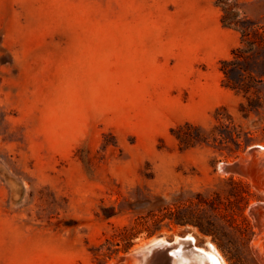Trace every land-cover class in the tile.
<instances>
[{
	"label": "rangeland",
	"instance_id": "374dc122",
	"mask_svg": "<svg viewBox=\"0 0 264 264\" xmlns=\"http://www.w3.org/2000/svg\"><path fill=\"white\" fill-rule=\"evenodd\" d=\"M223 108L250 134L240 151L213 141ZM186 123L208 145L181 151ZM259 146L264 0H0V264H131L142 240L186 228L229 264H262ZM181 193L206 199L211 235L129 210Z\"/></svg>",
	"mask_w": 264,
	"mask_h": 264
},
{
	"label": "trees",
	"instance_id": "16d2710c",
	"mask_svg": "<svg viewBox=\"0 0 264 264\" xmlns=\"http://www.w3.org/2000/svg\"><path fill=\"white\" fill-rule=\"evenodd\" d=\"M221 3L224 0H220ZM226 62H223L225 65ZM234 90H244L246 93L248 89L242 88L241 84L231 83L229 84ZM242 111H244V117H249V112L247 108L243 105L241 106ZM219 111H226V109L218 110V121L219 126L217 127V134L214 137L213 141L218 143L223 149H227L229 152H234L230 145L235 146V151H240L243 148H246L250 143V134L244 132L241 126L236 125L233 118L229 114H223ZM172 134L178 141V145L181 151H186L196 146L208 145L209 136L206 133V130L201 126L186 123L180 125L176 129L172 130ZM226 145V146H225ZM195 197L198 200V203H194L190 198H185V193L178 195L177 199H174L172 203L166 202L163 198L157 197H147L145 196L139 203H129V210L132 212H146L148 217L155 218V225H159L163 220L169 219L170 222L179 226L192 225L198 227L200 231L205 234L211 235L212 230L207 226H204L198 221L196 213L199 212L204 204H207L206 199L202 194H195ZM197 207V208H196ZM114 209L111 210L109 214H106L107 218L114 216ZM136 234L129 232L128 239H134ZM129 243V242H128ZM130 243L126 246L127 249L130 247Z\"/></svg>",
	"mask_w": 264,
	"mask_h": 264
},
{
	"label": "bare ground",
	"instance_id": "6f19581e",
	"mask_svg": "<svg viewBox=\"0 0 264 264\" xmlns=\"http://www.w3.org/2000/svg\"><path fill=\"white\" fill-rule=\"evenodd\" d=\"M255 146H258V145H255ZM258 148H259L258 156H260V158L264 159V146H259ZM256 154H257V152H256ZM241 157L242 158L238 161V163L240 165L245 164L251 156H250V154L247 153V154L242 155ZM219 166H221V164H219ZM257 192H258V188H257ZM261 192L264 193L263 190ZM258 193H260V192H258ZM251 204H252V207L255 206V204L253 202ZM262 205L264 206V204H262ZM254 211L258 212L260 215V220H259L260 222L259 221H258L259 223L257 222L258 223V225L256 227L257 230H256V228H254V229L256 231H258V233L259 232H261V233H260V235L257 234L258 236L256 235L257 237L255 238V240L253 242V247L254 246L258 247L259 251L256 249L255 253L258 256L261 263L264 264V209L262 207H259L257 209L255 208ZM178 230H180V229H178ZM174 233H177V231ZM185 237L187 240H191L193 244L189 245V244L182 243L181 240H183V239L179 235L175 236L174 243H171L165 237L157 238V236L153 237L152 239H150L148 241L142 240L139 245H137L133 248V250L129 254L128 261L131 264H148L145 261L148 253L151 252L153 246L162 243V244L172 246L170 248V252H171L173 257H171L168 260V263H164V262H162V263H160V262L156 263L155 262L154 263L153 262L150 264H229L228 261L226 260V258L224 259L222 252L218 249L217 246H215V244L209 238H206V240L204 242L205 243L204 246H200L198 244V240H197L196 236L194 235V233H188ZM188 245L190 246L189 248H191V249H187ZM115 262H114V264H115Z\"/></svg>",
	"mask_w": 264,
	"mask_h": 264
},
{
	"label": "water",
	"instance_id": "95a60500",
	"mask_svg": "<svg viewBox=\"0 0 264 264\" xmlns=\"http://www.w3.org/2000/svg\"><path fill=\"white\" fill-rule=\"evenodd\" d=\"M251 150H255V151H259V148H252ZM239 167H240V164L239 163H234V164H226V163H222L221 166L218 165V170L221 171L222 173H226V174H229V173H232V174H235V173H238L239 171ZM259 207H262L264 209V206L261 205V204H257L255 205L254 207H252V210H254L255 208H259ZM194 229L192 228H186L182 233H174L172 235V241H170L171 243H174V239H175V236L176 235H179L180 237H182L183 240H181L182 243H185V244H193L191 240H187L186 239V235L188 233H193ZM183 235V236H182ZM162 237H165L167 240H168V235H161V236H157V238H162ZM185 237V238H184ZM187 246L188 248L187 249H191L189 248L190 246ZM172 246H169V245H166V244H157L155 246H153L152 250L150 253H148L147 255V258L145 259V261L150 264V263H168V260L173 257L171 252H170V248ZM170 256V257H169Z\"/></svg>",
	"mask_w": 264,
	"mask_h": 264
}]
</instances>
